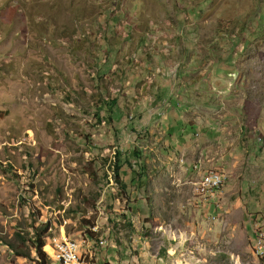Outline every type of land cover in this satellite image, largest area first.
I'll return each instance as SVG.
<instances>
[{
  "label": "rangeland",
  "instance_id": "1",
  "mask_svg": "<svg viewBox=\"0 0 264 264\" xmlns=\"http://www.w3.org/2000/svg\"><path fill=\"white\" fill-rule=\"evenodd\" d=\"M263 214L264 0H0V264H37L10 244L45 222L48 264L61 236L85 264H264Z\"/></svg>",
  "mask_w": 264,
  "mask_h": 264
},
{
  "label": "built area",
  "instance_id": "2",
  "mask_svg": "<svg viewBox=\"0 0 264 264\" xmlns=\"http://www.w3.org/2000/svg\"><path fill=\"white\" fill-rule=\"evenodd\" d=\"M179 164L183 167L184 172H186L188 170H193L195 172V174H197V178L193 182H196V194H195V196L205 197V204H201V205H206V204L212 202L213 200H216L218 203L219 194L222 192L220 190V183L222 182V178H223V170L205 169L204 171L201 172L200 170H198V166H195V164H191V165L185 166V167L181 163H179ZM199 181H212L213 186L218 187V194L217 195H210L209 190L198 189V182ZM217 203H216V205L218 206ZM263 216H264V214H263ZM250 226H251V230H252V244H251L252 248H251V251L257 257V251L259 249H264V225L262 223H260V221H258L256 218H254V219L252 218ZM91 229H92V226L89 230H91ZM60 233H61V231H60ZM61 241H68V248H65V251H62L63 256L74 255V263H67V264H80L79 259H78V250L79 249H77L75 247H71V238L61 236ZM99 241H102V240H99ZM85 242H93V240H89V238L87 237ZM54 248H56V244H54ZM259 259L264 260V258H259Z\"/></svg>",
  "mask_w": 264,
  "mask_h": 264
},
{
  "label": "trees",
  "instance_id": "3",
  "mask_svg": "<svg viewBox=\"0 0 264 264\" xmlns=\"http://www.w3.org/2000/svg\"><path fill=\"white\" fill-rule=\"evenodd\" d=\"M111 103L114 104L115 100L111 99ZM136 116L138 118H140L141 114L136 112ZM116 153H120L119 150H116ZM133 153L137 154V153H139V151H137L135 149V150H133ZM126 163H127V166H129V167L131 166L129 161L128 162L126 161ZM118 168H119V166L116 165V163H115V168L112 170L113 179H114L116 185L118 183L119 185H121L124 188L125 185L121 181ZM126 196L129 197L128 195H126ZM122 217H124V216H122ZM86 223H89V221H86ZM127 225L129 227H131V229L133 230V225L130 221H128ZM91 226L93 227L94 225H91ZM91 226L88 227V230H86V232L90 237H93L95 233L92 230H89L91 228ZM49 228H50L49 222L41 223L37 226L31 225V233H30V236H27V240H24L23 235L16 233V236L18 237V239H20L21 243L29 244L27 247V250H23L21 247H19L18 245H14V244H10V248L14 251V253L16 255L22 256V257H28L30 254L29 251L32 250L35 253V262L37 264H48L51 260L52 254L54 253L53 248L50 246L51 235H49V231H48ZM99 243L102 245L104 242L102 240V241H99ZM47 244H49L48 247H47ZM47 250L50 251V253H48Z\"/></svg>",
  "mask_w": 264,
  "mask_h": 264
},
{
  "label": "crops",
  "instance_id": "4",
  "mask_svg": "<svg viewBox=\"0 0 264 264\" xmlns=\"http://www.w3.org/2000/svg\"><path fill=\"white\" fill-rule=\"evenodd\" d=\"M176 76V75H175ZM175 76H170V77H167L166 79H165V81L168 79V78H174ZM163 91H161L160 90V94L162 95V96H164V97H167L168 95H165V92H164V88L162 87L161 88ZM172 106V105H171ZM194 107V106H193ZM170 112H172V115L169 113V116L171 117L172 116V119H174L175 118V112L173 111V110H170ZM183 115L181 114L180 115V117H182ZM167 119L165 120V122L168 124L167 126H166V133L165 134H168V133H170L169 131L171 130V119H168L169 117H168V114H167V117H166ZM189 123V125H193V124H195L196 123V116L194 117V119H193V121H191V122H189V121H187V124ZM168 136L166 135L165 136V138H167ZM164 140V139H163ZM181 146L179 145V144H177V148H174L173 147V145H172V142H168V141H166V146H164V147H162V148H160V151H162V150H164V152L165 153H170L171 151H172V153H175V152H178V153H189V152H192V149H191V147L190 148H185V149H183L182 147L180 148ZM168 155V154H167ZM166 158V157H165ZM169 159L170 160H173L175 163L176 162H178L177 161V159L175 158V157H171V156H169L168 155V157H167V160H166V163L165 164H167V162L169 161ZM179 161H183L182 159H179ZM194 162V161H193ZM192 162V163H193ZM191 163V164H192ZM179 164V163H178ZM193 164H195V166H196V161H195V163H193ZM166 166H169L168 164L166 165ZM262 224H264V223H262ZM170 243H172L171 241H170ZM174 244H177V246H179V244L178 243H172L171 244V246L170 247H173V245ZM126 252V251H125ZM168 252H169V249H168ZM172 252H175V250L173 249V251ZM173 253H168V256L170 257V256H173L172 255ZM179 254H180V251H179ZM181 255V254H180ZM146 258V254L145 253H141V260L142 261H144V262H146L148 259H145ZM181 261V260H180ZM174 262H177V261H175V260H173V263Z\"/></svg>",
  "mask_w": 264,
  "mask_h": 264
},
{
  "label": "bare ground",
  "instance_id": "5",
  "mask_svg": "<svg viewBox=\"0 0 264 264\" xmlns=\"http://www.w3.org/2000/svg\"><path fill=\"white\" fill-rule=\"evenodd\" d=\"M179 158H181V157H179ZM193 163H195V161ZM196 166H198V165L196 164ZM223 180H224V176L222 178V182L220 183V187H221V185L223 183ZM200 189L209 190V192H211V191L217 190L218 187L213 186V182L212 181H202L201 185H200ZM78 246H79L78 243H76L75 241L71 240V247H75V248L78 249ZM65 248H68V241H60V242H58L57 250H58V258L60 260V264L74 263V255H65V256H63V252L62 251H65ZM258 253H259V257H264V249H259ZM78 259H79L80 264H85L84 259H82L79 256H78Z\"/></svg>",
  "mask_w": 264,
  "mask_h": 264
},
{
  "label": "clouds",
  "instance_id": "6",
  "mask_svg": "<svg viewBox=\"0 0 264 264\" xmlns=\"http://www.w3.org/2000/svg\"><path fill=\"white\" fill-rule=\"evenodd\" d=\"M175 76V75H174Z\"/></svg>",
  "mask_w": 264,
  "mask_h": 264
}]
</instances>
